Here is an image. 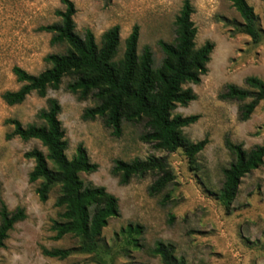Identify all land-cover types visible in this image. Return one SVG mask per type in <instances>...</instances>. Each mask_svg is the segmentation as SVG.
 Instances as JSON below:
<instances>
[{
    "label": "rangeland",
    "instance_id": "1",
    "mask_svg": "<svg viewBox=\"0 0 264 264\" xmlns=\"http://www.w3.org/2000/svg\"><path fill=\"white\" fill-rule=\"evenodd\" d=\"M75 13V31L82 35L90 29L99 43L100 35L113 25L119 26L116 58L123 52L124 39L132 26L139 27L137 53L144 46L152 52L158 66L163 53L158 42H174V20L183 0H71ZM257 15L262 30L260 42L238 30L241 18L230 0H189L190 16L196 27L195 46L213 43L206 64L207 72L198 84L187 83L196 97L186 106L177 105L173 114H198V119L182 129L192 142L207 138L204 148L189 163L182 149L167 153L156 150L141 140L146 131L144 122L122 119L121 131L115 135L102 117L84 120L86 107L93 106V97L79 99L66 89L71 81L64 76L57 89L47 88L45 96L31 92L18 104L8 105L1 95L20 86L12 73L17 65L37 74L49 64L44 57L64 52L66 45L51 43V33L39 27L60 21L56 10L64 9L61 0H0V205L9 212L18 207L24 217L13 224L4 246L0 248V264H97L95 253H73L65 259L46 256L42 249L70 248L77 238L66 234L53 238V220H60L62 207L55 205L58 186L53 187L45 201L35 192L39 180L29 182L33 160L24 153L33 148L44 153L36 139L7 138L12 125L6 119H17L23 126L41 124L37 117L47 107V98L60 105L58 119L67 141L65 154L70 158L82 144L91 162L98 165L91 173L80 172L84 184L103 186L118 199L119 215L109 218L100 239L104 250L99 254L107 264H162L160 257L150 254L157 241L170 243L174 256L184 264H264V156L263 163L244 175L234 199L222 203L218 192L223 169L235 158L225 145L228 138L249 150L264 144V100L249 118L239 119L240 105L248 100L219 98L227 84L245 87L247 76L264 82V0H246ZM149 155L164 156L174 180L158 195L150 196L148 186L154 173L132 177L120 184L111 173L116 159L131 161ZM170 193L172 201L164 205L160 199ZM127 224L139 225L137 235L141 247L133 246L130 237L121 232Z\"/></svg>",
    "mask_w": 264,
    "mask_h": 264
},
{
    "label": "trees",
    "instance_id": "2",
    "mask_svg": "<svg viewBox=\"0 0 264 264\" xmlns=\"http://www.w3.org/2000/svg\"><path fill=\"white\" fill-rule=\"evenodd\" d=\"M64 9L56 10L60 21L42 25L40 30L50 32V42L66 45L62 53H50L44 57L49 64L37 74H32L20 66H13L12 73L20 86L15 90H6L1 97L8 105L21 103L28 94L35 92L45 96L47 88L57 89L64 76L71 81L66 89L77 94L79 99L93 97L97 103L86 107L82 119L93 120L102 117L104 124L112 129L115 135L121 131V121L144 122L146 131L141 140L150 143L156 150L175 152L182 149L189 163L194 162L207 138L192 142L182 129L194 123L199 115L173 114L177 106H186L196 95L187 83L198 84L207 72L206 64L213 49L211 41L195 46L196 27L190 16L193 7L189 0H183L175 17L174 42L159 41L163 56L158 66L154 65L150 48L144 46L137 53L139 27L134 24L124 39L121 56L116 58L119 45V26L113 25L100 35L97 43L90 29L82 35L75 31L73 15L75 8L71 0H61ZM238 12L241 23L239 32L248 35L253 43L260 42L262 30L257 15L246 0H230ZM245 87L227 84L219 93L224 100L244 101L239 108V119L246 120L260 101L264 100V82L256 76H247ZM47 107L40 109L37 117L41 124L30 123L23 126L17 119H6L12 125L7 138L17 136L22 140L36 139L45 148H33L24 156L32 159L34 164L28 174L29 182L39 180L35 192L40 201H45L49 191L58 186L55 205L62 207L60 220H53L50 229L53 238L59 239L66 234L77 238V244L70 248L42 249L46 256L65 259L73 253H95L97 264H107L98 255L104 250L100 234L109 218L119 215L118 199L103 186L84 184L79 177L80 172H94L98 165L91 162L85 148L78 144L74 154L68 158L65 154L67 141L64 130L58 119L60 105L55 98H47ZM226 147L233 152L234 160L223 169V181L218 192V199L225 204L230 203L237 192L241 178L263 163L264 144L255 145L246 150L240 143L225 139ZM111 173L118 176L119 183L124 185L132 177H142L154 173L155 179L148 186L150 196L160 194L174 180L167 159L164 156L149 155L134 158L131 161L116 159ZM172 201L170 193L160 199L164 205ZM24 217L23 209L18 207L9 212L3 202L0 205V248L4 246L9 230L13 224ZM133 242V246L141 247L137 235L142 232L139 225L127 224L121 228ZM98 253V254H97ZM150 254L160 257L162 264H184L182 259L174 256V247L170 243L157 241L150 249Z\"/></svg>",
    "mask_w": 264,
    "mask_h": 264
}]
</instances>
